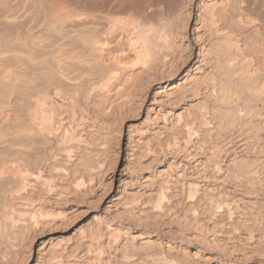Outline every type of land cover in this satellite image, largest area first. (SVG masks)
<instances>
[{
    "label": "rangeland",
    "instance_id": "rangeland-1",
    "mask_svg": "<svg viewBox=\"0 0 264 264\" xmlns=\"http://www.w3.org/2000/svg\"><path fill=\"white\" fill-rule=\"evenodd\" d=\"M192 1L193 0H56L57 8L60 9L58 11L60 15L63 14V11L67 9V12L71 11L74 13L75 11L80 13H87L94 16L95 20L100 23L99 25V23L97 22L100 27H103L107 24L111 27L112 23L116 22V18H120L118 20L122 19L123 21H125V23L122 24L125 27L130 28L131 26L129 25L133 24V26L130 28L133 31H130L129 29L128 31L130 32L128 33H130L129 35L131 37L134 36V38H128H130V40L134 44L137 43L134 40L138 41L137 33H139L140 30H145L146 32H149V30H152L154 26L156 28V25H159L158 29H161V31L159 30L160 33H163V31L166 30L167 33L172 34L171 36L173 39L171 38V36H169V39L171 38L173 40H170V44H174H171V46L173 47V51L175 53L172 51V53H166L167 55H169L170 59H172V56L175 55L173 59H176V62H173L172 67L174 68L171 67V63V68L167 67L166 69L167 71H173V75L176 73V70L181 65L180 63H182L181 61H179L180 59H178V57L180 58L182 53L187 55L189 51L186 46L188 44V40L187 38L184 39L185 30L183 28L188 25L187 21L189 18L187 14ZM20 3L22 7L21 10L19 7V11H23L25 12V14H23V12L22 14H19L22 20L19 19L20 21L18 20V24L6 23L4 19L6 18V16L8 17L9 14H6L4 9L0 8V30H2L0 31V52H2L0 53V80H2L0 81V124L2 125H0V163H3L2 166L0 165V169L2 168V170H0V264H107L109 261L106 260L109 259L108 254L111 250L109 246H111V244L114 242L116 236L120 235L123 238L121 239V243L118 244L116 249H121L122 247L120 248V246H124L125 243H127V241L131 239L129 241L130 243L128 242L129 245H127L130 246L132 243L133 246H136L135 249L138 248L139 250V247L142 246L141 240L139 239L142 233H157L158 237L152 235L150 245L152 246V242H154V244H156L155 242H157V244L160 245L161 237L159 236L163 234L162 231H164V229L162 228V226L160 227V225H158L159 227L157 225H153V220H155L154 222H161V219L177 218L183 222H186V220L190 219L192 216H197L196 219H202L206 218L207 215H209L208 217L213 215L212 217L217 218L218 216L219 218H221L222 214H224L226 211L225 209L229 210V207L226 204H221L223 203L224 199H222L223 197L220 196L222 195V190L220 188H217V190L214 191L204 188L199 190H196L194 188V190L192 187L189 188L188 186H183L181 183H176V181L174 180L175 170L172 166L175 160L174 158L175 156H178V150L180 149L178 147L185 146L186 144L190 145L189 147L191 148L193 147L194 150L196 149L195 152L198 150L196 153L199 154L198 156L204 161L202 168H200L201 170H209L208 172L210 174L211 172L215 171L216 168L218 169L217 165L219 163H221L220 166L222 168L225 167V169H223L222 173L219 176L221 177V180L223 179L222 181L224 182L220 184L224 188L233 187L235 193H238H233V196L236 197V199H239L240 197L238 196H241L239 194L244 191L245 193L248 192L247 194L250 196L254 195L252 196L254 200L251 199L252 202L254 201L251 206L257 208L252 207L253 210L248 209L250 212L248 210H246L247 212L244 211L243 213L245 215H242L243 213H241L242 216L239 212H235V214L234 211L236 210L234 209L233 211H231L232 214H235H233L234 218L244 219V216L245 218L247 216L250 217L248 219H255V217L264 218V209L262 208L264 206V200L256 199L258 202L255 200L256 196H264V194H262L264 192V188L262 187V184L264 185V144L262 145L261 141L259 144L260 148L256 145L257 149H254L252 146V149H250V151L248 152L249 155H246L247 157L241 152L236 153L235 156L237 157H235L236 159L231 162V165L229 162H227V164L229 163V165L225 166L224 164L226 162H222L223 160L222 158H220L222 156V154L220 153L222 149H224V145L222 142L225 138V133L220 134L224 132L223 128L220 132L221 127L223 125L219 123V121H217L216 119L212 120L214 124L211 123V126H213V128L210 126L209 128L202 126L201 124H199V120L193 121L196 119V116L200 114V111L203 110L204 105L209 106V108H211L209 103H205V100H202L204 104L201 101L199 106L189 109V113L184 112L182 114L183 119L180 122L181 124L179 123V121L173 120L171 122H168L166 130H160V127L164 125L163 123L155 124L148 122L147 124V122H145V119L147 115V109L151 103L150 98L154 94L153 92L156 91V85L154 81H152L149 77L153 78L154 80L155 78L152 76L151 73L148 74L147 72L146 75L148 76H145L143 73L144 76H135L136 78L134 77L131 79V83L130 81L128 82V87H126L125 92L123 91L121 92V94L120 92L118 94V91L115 92V90H117L119 87L118 85L121 86V84L125 83L124 80L126 78H124V76L126 77L127 72L123 69H125L127 65H129V67L131 68H129L130 70H133L132 67H134V69L136 70L141 68L143 69L144 67L143 61H139L141 60V58H139L140 53H138L140 49H137L139 42L137 46L127 45V43H124L127 42L126 38L123 39L125 40L123 42L122 39H120L121 34L119 36V33L118 35L116 34V37L113 38L114 43H112L114 47H112V49L117 50V52L114 50L116 56H122L121 60L123 63L120 64H125L120 66L117 64L118 67L113 66L114 68L111 66L113 70L116 68L117 72L119 71L120 73H117L115 69V73L113 72L112 74L113 76H111L110 79H107L109 81L111 79L112 80L110 81L111 83L108 81L106 84L103 85L102 91L100 89V96L103 95L102 97H99L100 99L97 98L96 94L90 96L89 91L91 89V86L89 85H91V82L89 81H91V78L101 77L106 73H110L109 70L113 71L111 70L112 68L107 69L108 66H105L106 64L108 65V62H112H103V57L101 55H97L95 52L91 51L92 49L87 48L88 46L84 43L85 41L82 37L83 31L76 30L77 32H74L75 30L73 31V29L69 27L58 32L51 31L49 32L50 34L46 32L41 34L42 39H44L41 41L42 45L41 43H37V41L36 43L38 45H36V43H34L35 41L33 42L31 37H29V34L30 32L34 33L36 31L35 27L37 26H34V24L36 22L39 24L38 20L40 21V16H38V13L40 11H38V9H40L39 1L21 0ZM225 3L227 6L230 5L229 8H232H230V11L228 10L229 14H238L236 12L237 8L235 7L239 3L241 4L240 0H225ZM23 4L25 7L23 6ZM33 4L36 5L33 6ZM259 5V0H256L253 6L257 9L258 15L251 14V17H253L252 20L254 24L250 25L249 28H246L247 31L241 32V30H244V28L242 27L238 31L239 26L235 22H233L232 24H228V22L221 20L219 22V28H221V31H223L218 32L221 37L218 35V33L212 34V36L214 35L213 37L215 38H213L209 34L210 38L212 37V39H210V41L208 40L207 42V44L209 43L210 48L212 47L211 44H213V46H217V44L221 40L223 41V45L228 41L226 43L228 45L226 46L227 48H229V50H231V55L234 58L236 57V65L238 64V62L242 61L240 57H242L243 59V55L240 51H238L234 42H237L238 36L240 37V35L242 34L247 44L249 45L250 43L249 46H252L251 48L254 47L251 53H247L250 57L248 56L246 59H253L258 53L259 57L261 51L258 52V50H262V48H264V10L260 11L258 9ZM28 7H30L31 10L25 9ZM26 10H29V13ZM30 11H32V13ZM228 13L227 18L229 16ZM206 14L209 15V13H205V15ZM101 17L103 18L101 19ZM209 17L206 19H209ZM29 19L30 21L32 20L31 23L27 21ZM127 20L130 21L129 25L127 23ZM28 23H30V25ZM207 23L209 25L210 21L206 22V24ZM223 23L225 25H229L230 27L227 26L229 28H225L226 26ZM4 24L7 26V28ZM134 26L138 28H135V30L133 29ZM207 27L208 26H206V28ZM166 28H169V30H167ZM187 28L186 31L189 30L188 26ZM206 28L203 29L206 31ZM203 29L202 31H204ZM229 29L232 30H230V33H228ZM8 30L11 32H9ZM62 31H64V34ZM172 31L175 33L173 34ZM3 32L4 34L5 32L9 33H6L7 35H4ZM19 32H21L22 36ZM14 33H18L20 35L17 34L16 36V34L14 35ZM133 33H135L137 36H135V34ZM224 34H226V37L224 36ZM259 34L261 36H259ZM63 35H65V37ZM68 35H70L71 37H69ZM119 39L123 43H121ZM214 39L217 40V44L215 41V43L213 42ZM246 39H248L249 41ZM130 40H128V42ZM231 40L233 44L231 43ZM255 40H257V43L259 42V44L257 45H260V47L256 45ZM11 41H13V43H11ZM229 43H231L230 46ZM118 44L119 47L117 46ZM125 44L128 46L129 49ZM7 46L10 49H7ZM116 46L117 48H115ZM134 46L137 48H135ZM216 46L215 48L219 52V49H217ZM18 47L20 48L18 49ZM12 48H14V50ZM134 48L136 50L134 51L136 55L135 53L131 54V51H133ZM17 49L19 50L20 54L18 53ZM255 49L257 50L254 51ZM7 50H11V52ZM31 50H35L36 52ZM37 50L41 53H39ZM118 50H120V52ZM123 51H125L126 53L124 52L123 54ZM234 51H236V53L232 54V52ZM211 52H213V47L211 49ZM252 52H255L256 55H253ZM14 53H17L18 56H21L17 58V54ZM214 53L212 54V56L215 55ZM27 54L29 55V57L31 54H35L33 55L34 58L36 55H39L38 57L36 56V58L38 59H41L44 56L45 58H43L42 60L46 62L47 60L45 59H49V62H53L52 60H60V62L62 61L64 63H56L55 61V65L58 64L59 66L60 64V69L62 68V66H65V68L60 70V72L58 71V69L56 71H58L59 73L63 71L65 74L62 72V75L67 76L68 79L72 78L73 75V78L70 80L62 76L63 79L60 80L59 85L64 91L62 92V90L60 91V88H57L56 90L62 92L59 96V92H56V90L53 91L55 89L54 87H52L51 89L49 87L45 88L44 91H41L38 94H36L35 92V99L40 98V96L44 97V99L40 98V101L43 100L42 102L44 104V107L42 108L43 104L41 103L42 106L40 108L42 109L40 110L39 108L38 111L40 110V114L42 115L44 111L47 112L44 113L45 115H43V117L36 116L38 120L35 119V117H33L35 120H27L25 115L23 116L22 112H18V115V113H16L17 110H15V107H13L14 100L12 101V99L15 98L17 95L13 96L14 94L11 93V91L16 92V94L18 91L17 86L14 87V85L18 84V87H20L22 85L21 83L26 81L25 79L28 78L26 81L27 85H25L26 83H23L25 85V90H29V88H31L32 90H30L34 92L36 91V88L38 89V87L40 86V82L38 83L37 81H34V75L31 76L30 73L32 72L33 74V72H35L36 74V66L35 70H33L34 66L32 65L36 62L37 59H33L31 55V59L35 60L31 61L29 57H27ZM55 54H57L58 56L56 57ZM61 54L62 56L60 58ZM118 54H120L121 56ZM97 56L102 57V59L98 58ZM52 57H54V59ZM58 57L59 59H57ZM258 57L255 58L258 59ZM237 58L240 59L237 60ZM28 59L32 64L27 61ZM177 60L179 65L177 64ZM25 61L26 63L28 62V64H30V66L32 67L29 68V66L25 64ZM44 61L43 63L40 61L42 65L44 64ZM40 62L39 64H41ZM54 63H50L52 67L54 66ZM135 63L137 64L136 67ZM138 63H140L142 66ZM18 65L20 69H23L25 65L27 67H25V69L21 71L18 68ZM44 65L43 69L44 67H49ZM112 65L116 64L112 63ZM58 66H54V68H59ZM121 66L122 68H120ZM14 68L16 69V71ZM104 68H106L108 72H106L107 70ZM31 69L33 71H31ZM102 71L104 72V74ZM15 72L16 75L19 74V76L22 77V80L24 77V80L22 81L19 78V81L17 82L16 79L18 80L19 76L16 77ZM167 73L172 74L170 72H166L164 73L165 76ZM212 73L215 74V70ZM5 74L9 76H6ZM118 74L121 75L118 76ZM26 75L27 77H25ZM10 76H13L15 80L13 81V78H11ZM30 76L32 77V79L29 81V78H31ZM6 77L12 79V84H14L13 86L11 84V79L10 81H8V79H4ZM156 79L160 80L161 76H156ZM63 80L67 82L69 81L70 84L68 85H70V89L67 90L66 86L68 88L69 86L64 84L65 82ZM28 81L36 82V84H34L37 87L35 85H28ZM141 81H144L142 82L143 86L141 85ZM14 82L17 83L15 84ZM77 83H79V85ZM191 83V86L194 87L195 81ZM6 84H9L10 86ZM75 85L80 89H78L77 87H72ZM191 86L190 88H192ZM26 87L28 88L26 89ZM32 87L35 88L33 89ZM85 87H88L86 89L87 91L85 90ZM81 88H84L83 90L86 91V94L84 93L86 95V100L83 98L84 96H81L80 94H83L84 92ZM71 89H73L75 92H73ZM77 91L80 93H78ZM53 92H56V94H58L55 95V93L53 94ZM178 92L179 89L171 98V101H173L172 99H174L175 102H180L179 100H181L183 96L182 94H184L185 92H181V90L179 93ZM91 97L93 98L91 99ZM177 98L179 100H177ZM97 99L99 100L96 101ZM101 99L105 100V102ZM74 100H76V102H74ZM93 100L95 103H93ZM169 101L170 99L168 100V103L165 106V109L167 110L171 109V104ZM96 102L98 103V105L96 104ZM182 102H180L179 105H184V103L189 101ZM9 107L11 109H14L10 110ZM44 108L45 110H43ZM10 111L12 112L10 113ZM180 111L181 110L177 112ZM25 112L26 111H24V114H26ZM196 113L198 114L196 115ZM5 114H13V118L10 115L9 116L11 117V119L15 118V120L21 118L24 121L26 119L25 125L24 123H22L23 121L20 122V124L22 123L23 126H29L27 124L29 122L31 123V125L32 123H34L35 125L33 124L32 127L30 125V127L28 128L30 129V131H28L27 129V131L19 132L20 130H18V127H16V129H10L12 124L14 127L15 124L16 126L20 125L19 121H21V119L19 121L17 120V125V123L14 124V120H7L8 117H6L7 115L5 116ZM189 114L190 116H187ZM17 115L18 118H16ZM187 118L190 119L187 120ZM6 120L10 123H5ZM51 122L53 123V125ZM215 122L221 124V126H219L216 123V126L218 125L220 129L219 127L215 126ZM185 123H193L194 125H188L192 126L196 130L200 129L196 138L194 135L190 136L187 133L188 127H186ZM207 129H211L213 131L212 134H210L211 131H209V135ZM218 130L220 133L217 132ZM214 131L217 133H215ZM215 134L218 135L216 136ZM218 136L224 137H222L223 139L220 138L221 142L219 141ZM251 150L253 153H251ZM20 163H24L23 167ZM29 164L31 167L29 166ZM226 167L228 168L226 169ZM4 169H6V171ZM246 170L249 172H247ZM212 179V181L209 180L211 181L210 186L216 184L215 179ZM261 182L262 188L260 187V185H258ZM218 190H220L221 192ZM258 191H262V195ZM257 203H261V206H259L260 204ZM211 204L216 207L214 208L215 210L220 207L218 210H222L220 212L223 213L220 214V212L218 210L215 211L213 207H210L209 209L208 206H211ZM206 207L209 210H213L209 211L206 209ZM204 209L207 210V213H203ZM257 209H260V212ZM208 211L209 213L212 212V215L209 214ZM214 211L218 213L216 214ZM203 215H205L206 217ZM226 215L227 214L225 213L224 216ZM146 218L148 219V221L144 222L143 220H147ZM149 220H152V223H150ZM155 226L157 229L155 228L154 230H152ZM158 228L159 232L157 231ZM132 235L136 236L134 237ZM110 240L113 242H111ZM154 244L152 247L147 248L151 249L155 246L154 249H156V247H160L159 245L156 244V246ZM130 248L132 249L130 250L133 251L134 247ZM99 253L101 254L99 255ZM118 260L119 259H117V261ZM119 261L121 262V260Z\"/></svg>",
    "mask_w": 264,
    "mask_h": 264
},
{
    "label": "bare ground",
    "instance_id": "bare-ground-1",
    "mask_svg": "<svg viewBox=\"0 0 264 264\" xmlns=\"http://www.w3.org/2000/svg\"><path fill=\"white\" fill-rule=\"evenodd\" d=\"M20 1L21 0H1L0 1V8L4 9L6 14L7 13L9 14V16L8 17L6 16V18L4 19L6 23H8V24L9 23L16 24L17 22L20 21L19 19H21V17H20L19 14H22V12H23V11H19V7H20V10H21V7H22ZM37 1H39V6H40V9H38V11L40 10L39 13H38L39 14L38 16H40L39 17L40 21L37 19L39 24L37 22H36L37 24L36 23L34 24V26L35 25L37 26V27H35L36 28V31L34 32L35 34L31 33V32L29 34V37H31L33 42L35 41L34 43H36V41H37V43H39V44L41 43V45H42L41 41L44 40V39H42V35L41 34H43L45 32L46 33H49L51 31H57L58 32L60 30L68 28V27L72 28L73 31L75 30L74 32H77L76 30L83 31L82 37H83V40L85 41L84 43L87 44V46H88L87 48L92 49L91 51L95 52L97 55L98 54L101 55L103 57V59L100 56L99 57L97 56V57L101 58L103 60V62L107 63L106 61H110L113 64H116V65H112V63L108 62V65L107 64L105 65L106 67L108 66L107 69L108 68L111 69L113 66L116 67L117 64L119 66L125 64V63L124 64H120V63H123L122 60H121L122 56L120 54H118V55H120L121 57L116 56L115 55L116 53H114V50L116 52H117V50L116 49H114V50L112 49V47H114L113 38L116 37V34L118 35V33H119V36L121 34V38L120 39H122L123 42L125 41L123 39L126 38L127 42H124V43H127V45H132V46L136 45L137 46V44L139 42L138 48L135 47V46L134 47L137 48V49H140V51L138 53H140V57L139 58H141V60H139V61L140 62L143 61V63H144L143 66L144 67H143V69L141 68V69L136 70V69H134V67L131 66L133 68V70H130L131 68L129 67V65H127L128 69H127V66L126 67L124 66L125 69H123V70H125L127 72L126 73V77L124 76V78H126L124 80L125 83L121 84V86L118 85L119 87H118V89L116 88L117 90H115V92L118 91L117 92L118 94H119V92H120V94L123 91L125 92L126 91V87H128V82L130 81V83H131V79L134 78L135 76H140V75L141 76H144V75L148 76V75H146V73L147 72H148V74L151 73L152 76L155 78V80L153 78H151V77H149V78L152 81H154V83L156 85V91L153 92L154 94L150 98L151 99V103H150V105H149V107L147 109V115H146V119H145V122H147V124H148V122L155 123V124H162L163 123L164 125H162L161 127L159 125L160 130H162V129L166 130L168 122H171L173 120L174 121L177 120L180 123L182 121V119H183L182 114L184 112H188L189 109H192V108H195L196 106H199L200 102L202 100L203 101L205 100V103L206 102L209 103L211 108H209V106L204 105L202 111H200V109H199L200 114L196 113V115L197 114L198 115L196 116V119L193 120V121L199 120V124H201L202 126L208 127V128L210 126V127L213 128V126H211V123H213L212 120L216 119L217 121H219V123H221L223 125L221 127L220 132L222 131V128H223L224 132L220 133L219 130L217 132H219L220 134H224L225 133L224 134L225 138L222 136L224 139L222 137L218 136L219 137L218 138L219 141H220V138L223 139L222 143L224 145L223 146L224 149H222L221 153L220 152L219 153L222 154V156L220 157L223 160L222 162H224V161L226 162L224 164L225 166H228L229 163L231 165V162H233L234 159H236L235 157H237V156H235L236 153H240L241 152L243 155L246 156V155H249L248 152L250 151V149H252V146H253L254 149L255 148L257 149V147H259L260 141H261L262 145L264 144V48L261 47L262 50L261 49L258 50V52L261 51L259 57H258V54H259L258 52H257L258 53L257 55L255 54V52H252L253 55H256L255 57H258V59H256L255 57L253 59H251V58L250 59H246L249 56L248 54L251 53V51H253L254 47L251 48L252 46H249L250 43L248 45L247 42L244 40L243 35L241 34L242 35V37H241V35L239 34L240 37L238 36L237 42H234V44H235L236 48L238 49V51H240L242 53L243 59H242V57H240L242 61L238 62V64H236L237 65L236 66L235 65V63H237V62H235L236 61V57L234 58L231 55V52H230L231 50H229V48H227V46H226V45H228V44H226L228 41L226 43H224V45H225V47H224L222 40L219 43L217 42V40H215V39L213 40V42L215 41L216 44L218 43L217 46L216 45L215 46L217 47V49H219V52H218V50H216L215 46H213V44L210 43L211 46L213 47V52H211L212 47L210 48L209 43L207 44L208 40L210 41V39H212V37L214 36V35L212 36V34H215V33H218L219 31H221V28H219V25H220L219 22L221 20L228 22V24L229 23L232 24L233 22H235L239 26L238 31H239V29L241 27L244 28V30H241V32L242 31L243 32L247 31L246 28H249L250 25L254 24L253 20H252L253 17H251V14H257L258 15L257 9L253 6L256 0H240L241 4L239 3L240 5L238 4L235 7V8H237L236 12L238 14H233V15L231 13L230 14L228 13V10L230 11L231 7L229 8L230 5L229 6L226 5L225 0H193L191 2L190 6H189L190 9H189L188 14H187L189 19L187 21L188 25L187 24L186 25L189 27V30L186 31L187 26H185L183 28L185 30L184 31V34H185L184 35V39L187 38V40H188V44L186 46L189 49V51H188L187 55L183 54L182 52H181L182 55L181 56L179 55L180 58L178 57V59H180L179 61H181L182 63H180L181 65L179 66L178 69L176 68L177 70H176V73L174 75H173V73H174L173 71H171V70L167 71V69H166L167 67L168 68L170 67L171 63H172V65H171V67H172L173 66V62H176V59H173V57L175 55L172 56V59H170L169 55H167V53L174 52L173 51V47L171 46L172 43L170 44V40L173 39L172 36H171L172 34L171 33L170 34L167 33L166 30H165L166 32L163 31V33H160L159 30L161 31V29H158L159 25H156V28L154 26V28H153L154 30L153 29L149 30V32H146L145 30L144 31L140 30V32H139L140 34L135 32V33L138 34V41L134 40L135 42H137V43L134 44L130 40V38L132 39V38H134V36L131 37L129 35L130 33H128L130 31H133L132 29H130L133 26V24L129 25V23H130L129 20H127L128 21L127 23H128L129 26H131L130 28L123 26L122 24H124L125 21H123L122 19L118 20L120 18H116L118 21L116 20V22L112 23L111 27L108 24H107L108 26L105 25L103 27L102 26L100 27L99 26L100 23L95 20L93 15H90V14H87V13L75 12V11H74V13L71 12V11L67 12V10H68L67 8H66L67 10H65L66 12L63 11V14L60 15L59 12H58L60 9L57 8L56 0H37ZM259 2H260V5L258 6V9L260 11H263L264 10V0H259ZM19 3H20L21 6L19 5ZM244 3H246V4H244ZM34 5H36V4H33V6ZM23 6H24V4H23ZM186 7H187V4H186ZM64 8H65V5H64ZM25 9H30V7L25 8ZM30 12L32 13V11H30ZM231 12H233V11H231ZM205 13H209V15L208 14L205 15ZM227 13L230 16V17L228 16V18H227ZM23 14H25V12H23ZM219 15H220V17H219ZM92 16H93V18H92ZM207 16L208 17L210 16L209 19H211V20L206 19V18H208ZM102 18L103 17H101V19ZM0 19H1V17H0ZM107 19H108V17H107ZM109 19H110V17H109ZM207 20L210 21L209 25H208V23L206 24V22H208ZM27 21H29L31 23L32 20L30 21V19H29ZM97 22L99 23V25H98ZM101 22H102V20H101ZM106 22H108V21H106ZM132 22H134V21H132ZM30 23H28V24L30 25ZM2 24H3V22H2ZM109 24H111V23H109ZM0 25H1V23H0ZM135 26H134L133 29H135V28L137 29L138 28V27H135ZM206 26H208V27L206 28ZM225 26H226L225 28H229L230 27L229 25H225ZM227 26H229V27H227ZM6 28H7V26H6ZM203 28H206L207 30L205 31ZM129 29H130V31H128ZM202 29L204 31H202ZM231 29H229L228 33H230L232 31ZM17 30H19V29H17ZM167 30H169V28ZM0 31H2V30H0ZM9 32H11V31H9ZM9 32H5V34L9 33ZM57 32H55V33H57ZM62 32L64 34V31H62ZM71 32H70V34H71ZM177 32H178V30H177ZM19 33L21 34V32H19ZM66 33H67V31H66ZM135 33H133V34H135ZM174 33L175 32H173V34ZM223 33H225V32H223ZM223 33H222V35H223ZM252 33H254V32H252ZM3 34H4V32H3ZM15 34L16 33H14V35ZM17 34H16V36H17ZM20 34H18V35H20ZM131 34H132V32H131ZM209 34H210V36H212L211 38H210ZM245 34H246V32H245ZM12 35H13V33H12ZM122 35H123V38H122ZM218 35H219V33H218ZM225 35L226 34H224V36ZM10 36H11V34H10ZM21 36H22V34H21ZM21 36H19V37H21ZM60 36H62V35H60ZM63 36L65 37V35H63ZM68 36L71 37L70 35H68ZM135 36H137V35L135 34ZM169 36H171L172 39L171 38L169 39ZM244 36H246V35H244ZM259 36H261V35L259 34ZM48 37H50V36H48ZM128 37H130V38H128ZM1 38H3V37H1ZM43 38H45V37H43ZM75 38H77V37H75ZM213 38H215V37H213ZM234 38H236V37H234ZM58 39H60V38H58ZM227 39H225V40H227ZM250 39H251V37H250ZM128 40H130L129 42H131L132 44L129 43ZM246 40H248V39H246ZM15 41H16V39H15ZM122 41L120 40L121 43H123ZM233 41H234V39H233ZM255 41H256L255 42L256 45L259 44V42L257 43V40H255ZM11 43H13V41H11ZM37 43H36V45H38ZM231 43H232V40H231ZM231 43H229V46H230ZM115 45H116V43H115ZM172 45H174V44H172ZM31 46H32V44H31ZM117 46L119 47V44ZM117 46L115 48H117ZM257 46L260 47V45H257ZM15 47H16V45H15ZM20 47H18V49ZM83 47H84V45H83ZM232 47H231V49H232ZM8 48L9 47L7 46V49ZM24 48H22V49H24ZM127 48H128V46H127ZM135 48H134L133 51H131L132 52L131 54L135 53L134 52V51H136ZM12 49L14 50V48H12ZM18 49H17V51L19 53ZM185 50H183V51H185ZM256 50L257 49H255L254 51H256ZM7 51H9V50H7ZM31 51H35V50H31ZM118 51L120 52V50H118ZM178 51H176V52H178ZM214 51H215V53H214ZM9 52H11V50ZM56 52H57V50H56ZM60 52H62V51H60ZM124 52L125 51H123V54H124ZM0 53H2V52H0ZM39 53H41V52H39ZM66 53H67V51H66ZM213 53L215 55L212 56ZM234 53H236V51L232 52V54H234ZM14 54H17V53H14ZM57 54H55L56 57L58 56ZM216 54H217V56H216ZM31 55L33 57V55H35V54H31ZM31 55L29 57V55L27 54V57H29V59L31 61H35L37 59L36 62L38 63L37 64L35 62L32 65V66H34L33 67L34 69L32 68L33 70H35V66H36V69H37L36 74H35V72H33V74H32V72H30L31 76L34 75V77H33L34 81H37L38 83L40 82V86L38 87V89L36 88V91H34V92L31 91L32 90L31 88H29V90H28L27 89L28 87H26L27 90L24 89L25 85H27L26 81H27L28 78L25 79L26 81L21 83L22 85L19 83L21 86L18 87L19 86L18 84L17 85L12 84V82L15 80V78H13V76L12 77L10 76L11 78H13V81L10 78L12 86L13 85H14V87L17 86V89H18L17 94H16V92L11 91V93L14 94V95L12 94L13 96L17 95L15 98L12 99V101L14 100V104H13L14 106L13 107H15V110H17L16 113H18V112L21 113L22 112L23 116L25 115L27 120L28 119L29 120L30 119H34L33 117H35V119H37V117H43V115H45L44 113L46 112V111H44V112L42 111L43 115L40 114L41 113L40 110L44 107V104L42 102L43 100L40 101V98L44 99V97L39 95L40 98H38L39 97L38 96L37 97L38 99H35V97H34L35 96L34 95L35 92H36V94H38L39 92L44 91V89L48 88V87L50 89L52 87H54L55 89L53 88L54 89L53 91H55L57 88H60V91H61L62 87H60V85H59L60 80H62L63 77L67 78V76H63L62 75L63 71H61V73H59L60 70L65 68V66H62V68L60 69L61 65L59 64V66H58V64L55 65V63H54L55 61H56V63H58V62H60V60L59 61L52 60L53 62H49L48 61L49 59H45V60H47V62H49V63H47L46 61L42 60L43 58H45L44 56L42 58L40 57L41 59H38V58H36V56L38 57L39 55H36L35 58L33 57V59H35V60H33V59H31L32 58ZM135 55H136V53H135ZM19 56H21V55H19ZM19 56L17 54V58ZM61 56H62V54L60 55V58H61ZM239 56H241V55H239ZM52 58L54 59V57H52ZM240 58H237V60H239ZM29 59L27 60L28 62H30ZM57 59H59V57ZM104 59H105V61H104ZM129 59H131V58H129ZM40 61L42 63L44 61V64L46 65V63H47L46 66H49V67L48 68L44 67V69H43V65L44 64L42 65V63ZM28 62L26 63V61H25V64H27L29 66V68H31L32 66H30V64H32V63L30 62V64H28ZM39 62L41 64H39ZM50 63L51 64L54 63V66H58L59 68H57V67L54 68V66L52 67ZM60 63H64V62L61 61ZM34 64H37L38 66L34 65ZM48 64H50V65H48ZM138 64H140V63H138ZM177 64H178V60H177ZM64 65H66V64H64ZM136 65L137 64L135 63V67H136ZM25 67H27V66L25 65ZM25 67L23 69H25ZM50 67H52V68H50ZM18 68H19V65H18ZM113 68L111 70H113ZM120 68H122V66ZM172 68H174V67H172ZM23 69H20V70L22 71ZM32 69H31V71H33ZM57 69H58L59 72L56 71ZM104 69H106V68H104ZM114 70L113 71L109 70L110 73H106V74H104V72L102 71L104 75H102L101 77L91 78V81H89V82H91L90 83L91 85H89V86H91V89H90V91L88 89L90 96L93 95V94H96L97 98L103 96V95L100 96V93H99L100 89L102 91L103 85L106 84L109 81L107 79H110V77L113 76L112 74H113ZM214 70H215V74L212 73V72H214ZM15 71H16V69H15ZM27 72H28V70H27ZM106 72H108V70ZM116 72H117V69H116ZM166 72H170L172 74H168L167 73L166 76H165L164 73H166ZM17 73H19V72H17ZM143 73H144V75H143ZM13 74H14V72H13ZM13 74H11V75H13ZM15 75H16V72H15ZM27 75H28V73H27ZM27 75L25 77H27ZM120 75L118 74V76H120ZM6 76H9V75H6ZM17 76H19V74L16 75V77ZM156 76L157 77L161 76V79L160 80L156 79ZM19 78L21 79L22 77L19 76L18 80L16 79L17 82L19 81ZM72 78H73V75H72ZM72 78H69V79L67 78V79L70 80ZM4 79H6V80L8 79V81H10V79L7 78V77L4 78ZM31 79H32V77L29 78V81ZM21 80H20V82H21ZM23 80H24V77H23ZM0 81H2V80H0ZM29 81H28V83H29L28 85L33 86V85L36 84V82H33V81L29 82ZM144 81H141V85H142V82H144ZM193 81H195L194 87L191 86L192 85L191 82H193ZM17 82H14V83L16 84ZM64 82L63 83L66 84V85L70 84L69 81L68 82L64 81ZM139 82H140V79H139ZM23 83H26V84L24 85ZM75 83H76V81H75ZM77 84L79 85V83H77ZM6 85H9V84H6ZM144 85H146V84H144ZM57 86H59V87H57ZM68 86H69V88L66 86L67 90L70 89V85H68ZM190 86L192 88H190ZM72 87L75 88L77 86L75 85V86H72ZM107 87H109V86H107ZM107 87H105V88H107ZM32 88L34 89L35 87H32ZM87 88L85 87V90ZM78 89H80V88H78ZM81 89H82V91H84L83 90L84 88H81ZM178 89H179V92H180V90H181V92L182 91L185 92L184 94H182L183 95L182 98L180 97L181 100L184 101V102L189 101L190 103L189 102L184 103L185 106L184 105H179L180 102H182V101L179 100L178 98H177V100H179L180 102H178L177 100H176L177 102H175L174 99H172L173 101H171V98L174 96V94L176 93V91ZM71 90L73 92H75L73 89H71ZM63 91L64 90H62V92ZM86 91H84L83 94L84 93L86 94ZM56 92H59V91L56 90ZM56 92H53V94L55 93V95H57L58 93L56 94ZM62 92H59L58 96ZM78 93H80V92H78ZM188 93H190V94H188ZM80 94H81V96H84L83 97L84 99L86 98L85 94L84 95L82 93H80ZM106 94H104V95H106ZM145 96H146V94H145ZM93 97H91V99ZM99 99H97L96 101H98ZM169 99H170V101H169L170 104L173 105V106L170 105L171 109L167 110V109H165V106L168 103ZM102 101L105 102V100H102ZM203 101H202V103H203ZM74 102H76V100H74ZM41 103L43 104V106H42ZM93 103H95L94 100H93ZM99 103H100V101H99ZM96 104L98 105L97 102H96ZM41 106H42V108H40ZM11 108H10V110L14 109V108L13 109H11ZM39 108H40V110L38 111ZM99 108H101V107H99ZM43 110H45V108ZM179 110H181V111L177 112ZM24 111H26L25 112L26 114H24ZM11 112L12 111H10V113ZM99 113H101V112H99ZM9 115L12 117L13 114H9ZM9 115L5 114V116L8 117L7 120H9V119H10V121L14 120L13 121L14 124L17 123V125H18L17 120L19 121L21 118L19 117L20 119H16L15 120V118L11 119V117ZM18 115H19V113H18ZM18 115H17V117L16 116H14V117L18 118ZM187 116H190V114L187 115ZM185 118H186V116H185ZM26 119L24 121L21 119V121H19V124H20V122L23 121L22 123H24V125H25L26 124L25 123ZM189 119L187 118V120H189ZM193 119H194V117H193ZM7 120H6L5 123L9 124L10 122H7ZM43 120H45V119H43ZM52 122H53V118H52ZM22 123L20 125H18V126H16V124H15V127L12 124L11 127H14V128L10 127V129H16V127H18L19 129L18 128L17 129L20 130L19 132L27 131V129L30 127L31 123L30 122H29L30 124L27 123L29 125V126L26 125L27 128H26V126H23ZM35 123H36V121H35ZM216 123L217 122H215V126H216ZM219 123H217V124L219 126H221V124H219ZM33 124L34 123H32V125ZM188 124L194 125L193 123H188ZM188 124L185 123L186 127H188L187 128L188 129L187 133L190 136L194 135L195 138H196L197 135H198V132L200 131V129L196 130L195 128H193L192 126H189ZM32 125H31V127H32ZM41 125H42V123H41ZM52 125H53V123H52ZM218 125L216 127H219ZM44 127H46V126H44ZM219 129H220V127H219ZM49 130H51V129H49ZM207 130H208V134H209V131H211L210 134H212L213 131L211 129L210 130L207 129ZM15 131H17V130H15ZM28 131H30V129H28ZM215 131H216V129H215ZM217 132H215V133H217ZM14 133H16V132H14ZM53 134H54V132H53ZM226 134H228V135H226ZM50 136H51V134H50ZM256 145H257V147H256ZM189 146L190 145L186 144L185 146L178 147V148H180L178 150L179 151L178 154H177L178 156L177 157L175 156V158L173 157L175 159L174 162H173V165H172L174 170H175L174 180L176 181V183H181L183 186H188L189 188L192 187L193 189L195 188L196 190L204 188V189H209V190H213L214 191V190H217V188L218 189L220 188L222 190V192L220 190H218V191H220L222 193V195H220V196H222L223 197L222 199H224L223 203H221V204L222 205L226 204L229 207L228 208L229 210L224 208L227 211V212L225 211V213L228 216L227 215L224 216L225 213L222 214L223 212H220L222 210H220V211L218 210L220 208L219 207L216 210H218L220 212V214H222V216L219 214L221 216V218H219L218 216H217V218L212 217L213 216L212 212L209 213V211H212L216 207L213 206V204H211V206L209 205L208 208L210 209V207L211 208L213 207L212 210H209L206 207V209L209 210L208 213L212 215L210 217H208L209 215H207V214H206L207 217L205 215H203L206 218H202V219H198V218L196 219L197 216L196 217L192 216V217H195V218H192V217L190 219L186 218L187 219L186 222H183V221H181L180 219H177V218H165V219H161L160 218L161 222H154L155 220H153V225H157V226L160 225V227L162 226V228L164 229V231H162L163 234L161 236H159V237H161L160 238L161 239L160 245L157 244V242H155L157 245L160 246L159 248L156 247V249H154L155 246L153 248H151V249H148L147 247L150 248V247L153 246L154 242H152V246L150 245L151 239H152V235L155 236V237H158L157 233H155V234H153V233H142L141 235L139 234L140 235L139 239L141 240V245L143 246V249H142V246L139 247L141 250L140 249L138 250V248H136L137 249L136 250L135 249L136 246H133L132 243H131L130 246H128L129 245L128 242L131 239H129V241H127V243H125L124 246H120V248L122 247L121 248L122 250L121 249H116L118 244L121 243V239H123V238L120 235L119 236L115 235L116 237L114 239V242L110 240L111 242H113L112 243L113 246H112V244H111V246H109L111 250H110V252L108 254L109 259L106 260V261H109L107 264H264V218H258V217L256 218L255 217V219H253V218L252 219H248L250 217L247 216L246 217L247 219H246L245 216H244V219L243 218L236 219L233 216V214L235 212H239L240 215H241V213H243L244 211H246L248 209H252V207H254V206H251V204L254 201L252 202L251 199H253L252 196H254V195L250 196V195L247 194L248 192L245 193V191H244V192L240 193V191H239V193H240L239 195H241V196H238L240 198L236 199V197L233 196V193H235L233 187L224 188L221 185L222 182H224V181H222L223 179L221 180V177H219V176L222 173L223 169H225V167L222 168L220 166L221 163H219L217 165L218 169L216 168V170L211 172L210 174L208 172L209 170H201L200 168H202V166L204 164V161L198 156L199 154L196 153L198 150L195 152L196 149L194 150L193 147L191 148ZM205 152H207V151H205ZM19 153H21V152H19ZM251 153H253L252 150H251ZM251 153H250V155H251ZM51 154H53V153H51ZM227 162H229V163L227 164ZM20 164H22V163H20ZM23 164H22V167H23ZM0 165L2 166L3 163H0ZM29 166H30V164H29ZM169 168H170V166H169ZM227 168L228 167H226V169ZM6 169H4V170L6 171ZM206 169H208V168H206ZM0 170H2V168ZM247 172H249V171H247ZM132 175H134V174H132ZM215 175H216V177H215ZM212 178L215 179L217 185L213 183L214 185L210 186V183L213 180ZM209 180H211V181H209ZM261 184H262V182L259 183L258 185H260V187H261ZM147 185H149V184H147ZM239 185H240V183H239ZM253 186H255V185H253ZM262 187L264 188L263 184H262ZM261 192H259V193L261 194ZM250 194H251V192H250ZM262 194H264V192ZM256 199L264 200V196H256L255 200ZM257 204H260L259 206H261V203H257ZM231 208H232V210H231ZM254 208H257V207H254ZM262 208L264 209V206ZM206 209H204V211H206V212L203 211V213H207ZM234 209L236 211H234V213L232 214L231 211H233ZM257 210H259V212H260V209H257ZM257 210H256V212H257ZM215 213L217 214L218 212H215ZM242 215H245V214L243 213ZM127 219H129V218H127ZM150 219H152V218H150ZM160 219H158V220H160ZM143 221L144 222L148 221V219L147 220H143ZM151 221H150V223H152ZM155 228H156V226L153 227V229L152 228L151 229L154 230ZM157 231L159 232V228H158ZM132 236H134V235H132ZM123 237H125V236H123ZM130 237H131V235H130ZM125 238H127V237H125ZM132 240H134V239H132ZM132 242H135V241H132ZM138 242H139V240H138ZM156 244H154V245H156ZM130 247H134L133 251H131L132 249ZM100 254L101 253H99V255ZM108 256H107V258H108ZM117 259L121 260V262L119 260H118L119 261L118 262Z\"/></svg>",
    "mask_w": 264,
    "mask_h": 264
}]
</instances>
